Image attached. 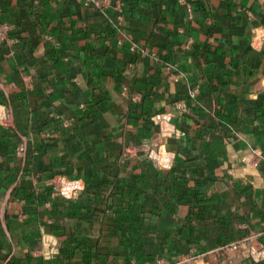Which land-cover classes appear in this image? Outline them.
I'll return each mask as SVG.
<instances>
[{
    "label": "crops",
    "instance_id": "1",
    "mask_svg": "<svg viewBox=\"0 0 264 264\" xmlns=\"http://www.w3.org/2000/svg\"><path fill=\"white\" fill-rule=\"evenodd\" d=\"M89 1L0 0V264L44 231L117 264L264 245V0Z\"/></svg>",
    "mask_w": 264,
    "mask_h": 264
},
{
    "label": "rangeland",
    "instance_id": "2",
    "mask_svg": "<svg viewBox=\"0 0 264 264\" xmlns=\"http://www.w3.org/2000/svg\"><path fill=\"white\" fill-rule=\"evenodd\" d=\"M94 1L104 2V0ZM95 7L102 10V8H99V6L95 5ZM117 16H119L118 13ZM160 146V144L155 146L153 145V147L147 150V155H153L154 159L159 162H161V160H158L159 158H157V153L159 152ZM68 182H73V180L68 179L67 175L64 172L56 174L52 177H47L43 180V183H45L46 186L52 187L54 189L53 196L55 197L59 195H64L66 197L69 196L72 187ZM65 190H68V195L64 194ZM92 239L93 241L95 240V238ZM74 240L76 239H72L63 235L56 236L47 233V231H44L38 238V240L29 246L30 252L27 255V258L25 257V264H28L27 262H31L32 264L36 260H42L45 264H79L78 260L82 259L86 248L84 245L82 247H84L85 249H81L80 247L77 249H73V245L75 244ZM82 240H84V238ZM252 246L253 243H250L246 246V248L243 247V254L240 255L237 253V251H227L222 254L211 253L210 251L205 254H183L169 260L159 254L154 256V258L149 261L148 264H242V262L243 264H264V260L260 259L258 252L256 250L254 252L251 251L250 247ZM102 247L105 249H116L119 246H117L115 240H111L108 244L105 243L104 245H101V248ZM106 255L111 256L112 253H106L105 255H98L97 253L96 258L94 257L95 264H117V262L112 258H106ZM238 256H240V258ZM91 260H93V257L91 258ZM255 260H258L259 262L255 263ZM133 263H135V260H133Z\"/></svg>",
    "mask_w": 264,
    "mask_h": 264
},
{
    "label": "built area",
    "instance_id": "3",
    "mask_svg": "<svg viewBox=\"0 0 264 264\" xmlns=\"http://www.w3.org/2000/svg\"><path fill=\"white\" fill-rule=\"evenodd\" d=\"M178 2L182 5H186L188 9H190V4L187 2V0H178ZM90 4H92L93 6L95 5L99 6V8H102V10L104 11H108L111 8H113L119 14L118 16L119 20H123V17L125 15V4L123 0H104V2L90 0L89 5ZM113 4H114V7H113ZM2 16H3V13L0 9V47H3L4 45L12 42V40L10 39V33L13 30V27L9 23L2 21ZM168 69L172 70V67H169ZM123 95H126V92ZM194 96H195V93L192 94V97ZM132 99L134 102H137L139 100V97H134ZM23 152H24L23 148L18 149L19 154ZM259 155H261V161L264 162V156L262 154H259ZM79 192H80V189L72 187L69 197L78 198ZM250 243H253V246L250 247L251 251L254 252L256 250L258 252V255L260 256V259L264 260V245L261 242H259L256 236L245 237L241 240L228 243L227 245H224L222 247H219L211 251V253H221L222 254L227 251L235 252V251H238L239 249H243V247L246 248V246L249 245ZM255 261H256L255 263L259 262L258 260H255Z\"/></svg>",
    "mask_w": 264,
    "mask_h": 264
},
{
    "label": "trees",
    "instance_id": "4",
    "mask_svg": "<svg viewBox=\"0 0 264 264\" xmlns=\"http://www.w3.org/2000/svg\"><path fill=\"white\" fill-rule=\"evenodd\" d=\"M74 247H73V249H77V248H81V249H85L84 247H82V245H80V243H78V244H75V245H73ZM96 256H97V254H93V253H88V251H87V249H85V251H84V256L82 257V259L81 260H78L79 262V264H90L91 263V258L93 257H95L96 258ZM150 258V257H143V255L142 256H140V258H139V261H141L142 263L145 261V260H148V259ZM141 259V260H140ZM36 262V264H45L42 260H36L35 261Z\"/></svg>",
    "mask_w": 264,
    "mask_h": 264
},
{
    "label": "clouds",
    "instance_id": "5",
    "mask_svg": "<svg viewBox=\"0 0 264 264\" xmlns=\"http://www.w3.org/2000/svg\"><path fill=\"white\" fill-rule=\"evenodd\" d=\"M74 187L82 190L83 184H82V182L77 181V182H75ZM64 194L68 195V190H65Z\"/></svg>",
    "mask_w": 264,
    "mask_h": 264
},
{
    "label": "bare ground",
    "instance_id": "6",
    "mask_svg": "<svg viewBox=\"0 0 264 264\" xmlns=\"http://www.w3.org/2000/svg\"><path fill=\"white\" fill-rule=\"evenodd\" d=\"M165 157H166V155H165ZM160 159H161V158H160ZM163 159H164V158H163ZM166 159H167V158H166ZM166 159H165V160H166ZM158 160H159V159H158ZM161 161H162V160H161ZM158 162H159V161H158ZM162 165H163V164H162ZM165 166H166V165H165Z\"/></svg>",
    "mask_w": 264,
    "mask_h": 264
}]
</instances>
